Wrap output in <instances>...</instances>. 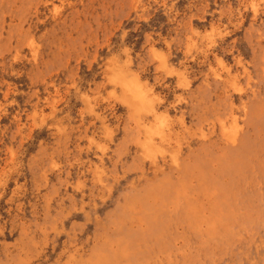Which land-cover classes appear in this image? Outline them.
I'll return each instance as SVG.
<instances>
[{"label": "rangeland", "instance_id": "rangeland-1", "mask_svg": "<svg viewBox=\"0 0 264 264\" xmlns=\"http://www.w3.org/2000/svg\"><path fill=\"white\" fill-rule=\"evenodd\" d=\"M0 264H264V0H0Z\"/></svg>", "mask_w": 264, "mask_h": 264}]
</instances>
